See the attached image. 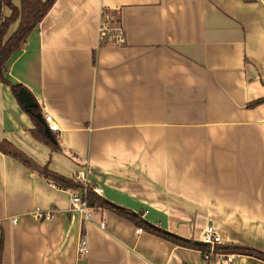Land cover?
Listing matches in <instances>:
<instances>
[{
    "label": "crops",
    "instance_id": "1",
    "mask_svg": "<svg viewBox=\"0 0 264 264\" xmlns=\"http://www.w3.org/2000/svg\"><path fill=\"white\" fill-rule=\"evenodd\" d=\"M54 4L7 63L10 84L0 80V142L68 179L86 167L104 199L181 240L202 243L212 225L223 248L264 252V104L252 107L264 99V0ZM104 13L126 45L101 46ZM17 84L59 124L58 152L34 139ZM73 193L0 152L1 264H264L230 253L208 263L108 208L85 222ZM37 209L54 219L36 222Z\"/></svg>",
    "mask_w": 264,
    "mask_h": 264
},
{
    "label": "trees",
    "instance_id": "2",
    "mask_svg": "<svg viewBox=\"0 0 264 264\" xmlns=\"http://www.w3.org/2000/svg\"><path fill=\"white\" fill-rule=\"evenodd\" d=\"M13 1L14 0H0V80L5 84H10V82L6 79L7 63L13 57V55L16 54V52L22 50V48L28 41V37L30 36V34L48 15L49 11L53 8V6L55 5L54 3L57 0H20V7L14 5ZM5 9L10 10V16H5ZM116 19L120 20L118 18ZM15 23H18L16 31L12 35L8 36L11 27L15 25ZM102 45L103 44H101V46ZM22 88L23 86L20 84L11 85V90H13V93L16 97H18L20 89ZM261 104H264V99L257 101V103L253 104L252 107H256L257 105ZM32 116L37 124L35 131L32 133L34 139L44 143L52 151L58 152L60 148L56 138V134H53V141H51L46 136L44 127L38 120V116H41V114L38 115V110H35ZM0 152L11 156L17 161L22 162L31 171L35 173L37 172L48 182L55 185L59 189L80 192L82 193V198L85 199V196L83 195V184L75 181L73 178L68 179L55 172H51L46 166L43 167L38 165L31 158H28L21 150L16 149L10 142L1 141ZM86 200L89 202V205L93 209L108 208L126 217L131 222L137 224V226H141L142 230L146 229L156 236L173 241L174 243H180L191 249L194 248L200 250L202 253L209 250V248L203 243L181 240L176 236L174 237L168 234L158 227L156 228L154 225L143 220L141 216H135L125 208L122 209L121 207L110 203L103 197L95 194L93 191H91V189L88 190ZM214 253L223 256L227 255V253L237 254L241 256L246 255L264 260L263 251H259L247 246H226V248H223L222 245H220L215 247Z\"/></svg>",
    "mask_w": 264,
    "mask_h": 264
},
{
    "label": "built area",
    "instance_id": "3",
    "mask_svg": "<svg viewBox=\"0 0 264 264\" xmlns=\"http://www.w3.org/2000/svg\"><path fill=\"white\" fill-rule=\"evenodd\" d=\"M101 24L98 30V37L100 44L103 45H112L114 47L124 46L127 44V36L125 33V29L123 28L121 21L112 18L107 14L102 15ZM45 124H47L48 130L51 134H58L60 131L59 124L56 123L54 117L51 115H47L44 119ZM87 168L85 167L82 171L75 173L72 177L75 181L83 184V195L85 199L82 198V193L74 192L71 198V205H70V212L72 213H79L83 215L85 222H88L92 219L93 216V208L89 205V202L86 200L88 195V190L91 189L95 194L100 197H103V191H101L97 186H95L90 180L88 179ZM32 218L38 221H49L54 219L55 217V210L54 211H45L43 209H37L34 212L29 213ZM13 224L17 223L16 219L12 220ZM106 226L104 222L100 223V228L102 230H106ZM143 230L140 229L138 232H142ZM202 243L209 248L207 252L202 253V257L206 262H210L217 258H226L229 262L232 261L230 256H223L215 254V247L224 245L223 239L217 232L214 226H209L203 236H202ZM90 243L87 240L85 232L81 235L78 245H77V257L79 260L84 261L89 258L90 256Z\"/></svg>",
    "mask_w": 264,
    "mask_h": 264
},
{
    "label": "water",
    "instance_id": "4",
    "mask_svg": "<svg viewBox=\"0 0 264 264\" xmlns=\"http://www.w3.org/2000/svg\"><path fill=\"white\" fill-rule=\"evenodd\" d=\"M18 99L22 103V106L24 107V110L28 114H32L33 111L36 108H38L37 107V103H36L35 99L33 98L32 94L28 90H26L24 88L20 89V92L18 94ZM38 120L43 125L46 136L51 141H53V134H51L49 132L48 127H47V124H45L43 117L42 116H38Z\"/></svg>",
    "mask_w": 264,
    "mask_h": 264
}]
</instances>
